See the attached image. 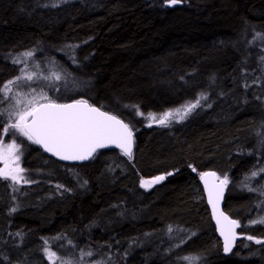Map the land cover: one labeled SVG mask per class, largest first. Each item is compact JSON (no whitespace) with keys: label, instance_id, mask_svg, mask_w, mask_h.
Returning a JSON list of instances; mask_svg holds the SVG:
<instances>
[{"label":"trees","instance_id":"1","mask_svg":"<svg viewBox=\"0 0 264 264\" xmlns=\"http://www.w3.org/2000/svg\"><path fill=\"white\" fill-rule=\"evenodd\" d=\"M165 3L0 0V87L16 75L19 53L50 56L73 76L67 99L55 102L97 105L134 140L131 158L103 149L66 166L16 137L31 179H0V264H44L46 245L112 264H264V223H253L264 218V45L253 42L264 34V0ZM68 44L72 64L61 54ZM201 93L207 100L185 119L167 127L145 119ZM208 169L227 179L224 211L239 225L227 256L199 183ZM158 174L165 179L140 186Z\"/></svg>","mask_w":264,"mask_h":264},{"label":"snow or ice","instance_id":"2","mask_svg":"<svg viewBox=\"0 0 264 264\" xmlns=\"http://www.w3.org/2000/svg\"><path fill=\"white\" fill-rule=\"evenodd\" d=\"M182 3V0H166L168 6H175ZM55 6V5H53ZM261 40L264 42V34L257 33L253 39ZM251 43V42H250ZM23 58V61L21 60ZM33 57L31 50L20 53L18 57H13V63L21 64L27 63L28 59ZM264 60V57L261 58ZM20 72L22 75L17 76L14 80L6 82L0 87V93L4 94V99H9V94L12 92V86L16 85L18 91L16 94L11 96V99H15V105L21 103L20 99H16L19 95V89L22 87L21 81H33L34 74L27 72L26 68L21 67ZM56 79H60L59 76ZM207 96L201 93L197 96L194 102H186L181 105L178 109L169 110L160 115L157 119L155 114H148L149 118L160 126L167 127L170 118L174 114H180L181 119L192 113L196 108L201 107V101L207 100ZM42 99L48 100V103H39L33 96L31 101L28 102V107L24 111L20 112H7L9 120L15 115L18 118L15 122L9 123L4 129V133H8L12 130L19 132L20 135L26 137L29 141L40 144L44 147L45 151L51 152L54 156H58L61 160H87L93 156V153L97 148L105 147V141L117 142V146L123 149L125 155L131 158L132 155V131L128 124L123 123L117 119L116 116L110 115L106 112L100 111L98 108L91 106L85 100H77L71 104H58L53 100H50L46 95L42 96ZM14 105V106H15ZM210 106V105H209ZM7 110L0 109V119L3 118ZM137 114L142 115L137 109ZM30 118V119H29ZM19 145L13 143L8 146L9 152L15 153ZM20 157L15 156V160L19 161ZM196 171V169H193ZM264 171V169H261ZM24 169L16 167L10 172L0 170V179H11L13 184L29 183L21 173ZM168 175H171L169 173ZM206 175H213L215 173H204L201 174L203 179ZM257 173L253 172L252 176H256ZM165 179V176H157L151 180H141V187L145 189L151 188L154 184H157ZM86 183V182H85ZM227 183V179L220 181V187L216 192L209 190V201L215 208L214 197H219L223 193V185ZM62 187V186H58ZM18 190V189H16ZM250 191H261L258 189H249ZM264 195V191H261ZM264 203V202H262ZM16 209L13 208L12 211ZM221 215H223L221 213ZM228 220L227 217H224ZM264 223V218L259 221H253V223ZM219 224V220L217 221ZM230 227L227 229L221 228L220 234L224 237V251L226 253L232 250V243L236 239V233L234 228L238 227L236 221H228ZM172 229L169 227V232ZM19 235V234H17ZM252 240L253 237H247ZM257 244L261 241L257 240ZM45 252L49 256L50 264H54L53 257L55 253L45 249ZM82 255L91 256V251L82 253ZM184 259H189L185 257ZM200 259V258H198ZM62 264H71V261H62Z\"/></svg>","mask_w":264,"mask_h":264},{"label":"rangeland","instance_id":"3","mask_svg":"<svg viewBox=\"0 0 264 264\" xmlns=\"http://www.w3.org/2000/svg\"><path fill=\"white\" fill-rule=\"evenodd\" d=\"M260 45H264V42L260 43ZM67 46L68 47L61 49L63 51V53H61V54L64 56H67L68 57L67 61L72 64L74 62V59H73L74 51H73V49L75 50L76 47H74L73 45H69V44ZM32 52H33V57L28 59L26 64L22 62L21 64L14 65L16 75H14L12 78H10L6 81V82L12 81L17 76L22 75V73L20 72L21 67L26 68L27 72L34 74L33 81H30V82L29 81H21L22 87L19 89V95L16 96V99H20L21 103L19 105H15V99H11V96L13 94H16L18 91L16 85L12 86V92L9 94V97H10L9 99H4L3 93H2V97H0L1 98V101H0L1 109L7 110L5 115H4L6 118L5 127L9 123L15 122V120L18 118L17 116L13 115L11 120H9L7 112L24 111L28 107V102L31 101L33 96L36 98V100L39 103L42 101H48V100L42 99L43 95H46L50 100H53V101L67 99V97H65L66 96V86L68 84H70V85L72 84V82H73L72 77L73 76L64 72L63 69H61L59 67V65L56 63V61L50 58V56H43V58L37 59V57L40 56L39 52H37V57H36V53L34 51H32ZM21 53H23V52H21ZM42 53H43V51H41V54ZM19 54L17 55V57L19 56ZM21 60L23 61L22 57H21ZM60 61L64 62L63 60H60ZM67 64L68 63L66 62L62 67L67 66ZM57 76H59L60 79L57 80L56 79ZM58 86H60V87H58ZM57 87H58V91H55V89ZM73 93H75V92L73 91V88H72L70 90V94H73ZM55 94H58V95H55ZM194 101L195 100H193L192 102H194ZM188 102H190V101H188ZM184 104H181V105H184ZM181 105L175 107L174 109L180 108ZM170 110H173V109H170ZM163 113H165V112L151 113V114H155L157 119H158L160 117V115ZM148 114H150V113H148ZM148 114L145 116V119L151 123H155L153 120H151L149 118ZM180 120H182L180 114H174L170 118L168 123H174V122H178ZM19 136H22V135H20L19 132H16L15 130H12L8 133L3 132V134L1 135V137H0V170L10 172L16 167L22 168V165H21V151H22V149H21V147L19 146L18 149L16 150V152L11 153V154H10L9 148H8V146L13 144V143L17 144L16 137H19ZM22 137H24V136H22ZM17 145H19V144H17ZM15 156L20 157L19 161L15 160ZM21 175L25 178L24 172L21 173ZM157 176H161V175H159V174L154 175V176H151V177L146 178L144 180H151L152 178L157 177ZM218 177L220 179H223V180L225 179L224 177H221V176H218ZM7 180L12 182L11 179H7ZM141 180H140V186H141ZM154 185H156V184H154ZM18 189H19V187H18ZM16 205L17 204L13 203L11 207H15ZM45 249H48L50 252L55 253V257H53L54 264H62V261H71V264H73L75 261L78 264L83 263V262L84 263L86 262L88 264H103V263L104 264H112L108 260L109 257L102 256V254L99 252H96L97 254H95L94 256L93 255L90 256V258H88L87 256H84V257L74 256L70 253H68L69 257H66L61 252H58L57 250H54L53 248L49 247V245H46ZM45 249L43 252V256H44L46 262L44 264H50L49 256L45 252ZM16 256L22 257L23 255L16 254ZM26 263L34 264L35 261L29 260V261H26Z\"/></svg>","mask_w":264,"mask_h":264},{"label":"water","instance_id":"4","mask_svg":"<svg viewBox=\"0 0 264 264\" xmlns=\"http://www.w3.org/2000/svg\"><path fill=\"white\" fill-rule=\"evenodd\" d=\"M166 4V3H165ZM181 4V3H180ZM167 5V4H166ZM179 5V4H178ZM168 6V5H167ZM176 6V5H175ZM170 7H173V6H170ZM74 101H77V100H70V101H66V102H56L58 104H71L73 103ZM49 101H42L40 103H48ZM88 102V101H87ZM88 104H90L91 106L93 107H96L98 108L100 111L102 112H106L110 115H114L117 117V119L121 120L123 123H126L124 120H122L120 117H118L117 115L111 113V112H108L100 107H98L97 105H94V104H91L88 102ZM30 119V118H29ZM127 124V123H126ZM131 130V129H130ZM132 140H133V135H132ZM118 144V141L117 142H112V141H105V147H101V148H97L96 151L93 153V155L99 151V150H103V149H117L119 150L120 152H123V149L119 146H117ZM39 147L41 148V150L48 156L52 157L53 159L61 162V163H65V164H69V165H74V164H80V163H84V162H87L89 161L92 157H90L89 159L87 160H83V161H80V160H61L58 156H54L51 152H48V151H45L44 147L40 144H38ZM133 147H134V140H133V143H132V151H133ZM125 155V154H124ZM127 156V155H125ZM129 157V156H127ZM204 173H215V176L213 175H206L203 177V179L199 178V183H200V186L202 188V192H203V197H204V200H205V203L208 207V210H209V213H210V216H211V219H212V222L214 224V227H215V232H216V235L218 236L219 240H220V244H221V249H222V252L223 254H225L226 256L227 255H230V253L233 251V249L235 248V245L237 243V241L239 240L240 238V234L237 232V227H235L233 230L234 232L236 233V239L233 241L232 243V250L228 253H226L224 251V237L220 234V229L223 227L225 229H227L228 227H230V225L228 224V221H231V220H234L236 221L234 218L230 217L225 211H224V199H225V191H226V184L223 185V193L221 196L219 197H214L215 199V208L213 207V204L210 203L209 201V190H212L213 192H216L218 190V188L221 186L220 185V181L223 180V179H220L218 177V175L216 174V172L212 169H208V170H205L202 174ZM221 213L223 215H221ZM224 217H227L228 220H225ZM219 220V224L217 223V221Z\"/></svg>","mask_w":264,"mask_h":264},{"label":"bare ground","instance_id":"5","mask_svg":"<svg viewBox=\"0 0 264 264\" xmlns=\"http://www.w3.org/2000/svg\"><path fill=\"white\" fill-rule=\"evenodd\" d=\"M254 37H255V36H254ZM257 143H258V142H257ZM259 143H260V142H259ZM260 144H261V143H260ZM263 144H264V143H263ZM263 144H262V145H263ZM257 146H258V144H257ZM258 147H259V146H258ZM261 147H262V146H261ZM261 147H260V150L263 149V148L261 149ZM260 150H259V151H260ZM260 152H261V151H260ZM261 153H262V152H261ZM261 153H259V154H261ZM26 155H27V154H26ZM24 165H25V164H24ZM263 165H264V164H263ZM22 166H23V165H22ZM66 166H67V164H66ZM24 167H25V166H24ZM25 169H26V168H25ZM26 170H28V168H27ZM26 170H25V171H26ZM25 171H24V172H25ZM27 173H28V172H27ZM34 173L37 174L38 172H35V171H34ZM36 176H37V175H36ZM36 176H35V177H36ZM28 177H29V176H28ZM35 177H34V178H35ZM25 178H27V176H25ZM29 179H31V178H28V180H29ZM32 179H33V178H32Z\"/></svg>","mask_w":264,"mask_h":264}]
</instances>
